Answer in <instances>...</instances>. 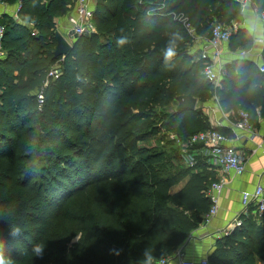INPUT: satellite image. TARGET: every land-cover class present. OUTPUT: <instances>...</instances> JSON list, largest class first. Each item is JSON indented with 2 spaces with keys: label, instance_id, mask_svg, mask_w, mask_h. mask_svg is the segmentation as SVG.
<instances>
[{
  "label": "trees",
  "instance_id": "16d2710c",
  "mask_svg": "<svg viewBox=\"0 0 264 264\" xmlns=\"http://www.w3.org/2000/svg\"><path fill=\"white\" fill-rule=\"evenodd\" d=\"M1 1L18 3L20 16L2 22L4 264H142L145 249L153 264L173 254L212 204L206 191L214 170L203 154H196L193 166L179 165L181 148L172 139L165 141L168 149L138 141L164 130L184 138L209 128L200 109H168L178 94L188 92L200 101L215 96L223 111L247 110L258 126L264 117V71L236 57L214 87L202 74L203 60L190 52L196 36L209 37L214 19L230 27L242 22L238 1L96 0L94 30L73 38L69 51L57 57L54 18L73 1ZM252 2L257 12L264 10V0ZM121 36L128 42L117 47ZM228 44L250 49L254 38L237 25ZM169 46L175 55L166 60ZM57 60L58 76L48 77ZM35 139L43 158L38 164ZM75 199L85 205L72 218L66 209ZM240 219L241 225L216 239L207 264L264 260V213L261 225L248 214ZM15 228L18 235L12 234ZM37 243L44 246L42 257L34 254ZM113 249L122 251L116 255Z\"/></svg>",
  "mask_w": 264,
  "mask_h": 264
},
{
  "label": "crops",
  "instance_id": "0c3cea01",
  "mask_svg": "<svg viewBox=\"0 0 264 264\" xmlns=\"http://www.w3.org/2000/svg\"><path fill=\"white\" fill-rule=\"evenodd\" d=\"M72 1L73 4L68 5V11L65 14L54 18L56 31L62 33L70 43L73 38L70 37L69 31L72 30L76 17L74 10L75 1ZM17 9L18 3L9 4L0 0V24L11 18L19 19L20 16L17 14ZM240 9L243 14V20L237 24L238 26H242L249 31V22L256 21L257 23V31H249L254 38V44L247 56L241 57L238 55L240 48L230 49L229 40L221 43L220 67L222 75L225 73L226 63L233 58H247L255 62L257 66L264 61L262 56L264 31H260V28L264 27V19L260 18V13L256 11L255 4L252 1H249L244 6L240 4ZM201 38L195 37L192 42L190 52L194 59H198L203 49L204 44ZM175 107L177 108V101L173 104V108ZM194 109L202 111L204 121L209 127H215L230 138L228 142L236 146L240 151L245 165L241 174H234L233 172L221 173L213 167L214 180L212 182L220 181L222 182V187L219 191L211 190L210 192L206 191V193L211 199L214 197L217 199V211L210 217L208 222L203 220L199 222L189 233L186 240L173 252V254L180 253L184 259L194 260L195 264H200L199 260L203 257L207 258V255L213 251L216 239L229 234L236 227H234V221L244 208L241 202L242 193L244 191L252 192L257 184H264V117L259 118L258 126H253L252 135H248L246 132L233 127L238 110L241 108L223 111L216 97L212 96L205 101H200L197 98ZM187 178L188 174L174 184L170 191L174 192L179 189ZM254 206L253 202L249 204L247 214L256 225H261V219L257 218L253 212ZM259 262L260 260L258 259L257 264ZM167 264H178L177 256L173 255Z\"/></svg>",
  "mask_w": 264,
  "mask_h": 264
},
{
  "label": "built area",
  "instance_id": "2783aa9c",
  "mask_svg": "<svg viewBox=\"0 0 264 264\" xmlns=\"http://www.w3.org/2000/svg\"><path fill=\"white\" fill-rule=\"evenodd\" d=\"M75 10V23L72 28L73 33L77 36L88 33L94 30L91 18L93 15V9L96 0H74ZM242 6L246 5L252 0H236ZM260 16L264 19V10L260 12ZM184 21V20H183ZM186 27L188 24L184 21ZM237 23L233 22L232 27L225 26L223 23L214 21L211 27L209 37H199L203 40V49L198 58L203 60L202 74L205 79L211 83L214 87L218 86L221 80V50L220 44L229 40L232 28H236ZM4 33V25L0 24V58L4 56V51L1 47V38ZM250 49H240L238 55L241 57L247 56ZM260 71H264V62L258 66ZM60 69L50 68L48 70V77H57ZM37 99L39 104L43 102L42 89L37 92ZM233 127L238 130L246 132L248 135H252L253 125L250 121L249 112L244 109L238 110L236 120L233 122ZM169 139H172L175 144L180 146V154L185 162L189 166H193L196 161V154H203L206 162L216 168L221 173L233 172L234 174H241L244 171L245 165L242 154L236 146L230 144L228 141L230 138L223 132L219 131L215 127H209L204 130L194 132L187 135L184 138L179 137L173 132H169ZM196 145H200L199 148H195ZM222 187V182H212L208 187L207 192L211 190L219 191ZM212 204L209 210L204 214L203 221L208 222L210 217L217 211V199L214 197L211 199ZM241 202L243 205L242 213L234 221V227L241 225L240 215L247 214V207L251 202L254 203L253 212L257 218H261L264 213V184H257L252 192H243L241 195ZM175 255L178 258V264H195L194 260L184 259L180 254H171L169 256L156 260L153 264H167L168 260ZM200 264H207V258L203 257L199 260ZM259 264H264V260Z\"/></svg>",
  "mask_w": 264,
  "mask_h": 264
},
{
  "label": "rangeland",
  "instance_id": "374dc122",
  "mask_svg": "<svg viewBox=\"0 0 264 264\" xmlns=\"http://www.w3.org/2000/svg\"><path fill=\"white\" fill-rule=\"evenodd\" d=\"M71 9V8H70ZM261 18V17H260ZM262 19V18H261ZM214 21H218V22H221L219 19H214ZM50 68H57L59 69V61L57 60L53 65H51ZM39 91V90H38ZM37 91V92H38ZM36 92V94H37ZM37 96V95H36ZM38 101V99H37ZM42 104V103H41ZM173 104H175V102H173V100H171V102L169 103L170 107H168V109H172L173 108ZM38 105L39 102H38ZM172 107V108H171ZM169 132L168 131H162L161 133H159L158 135L156 136H150V137H147V138H144L140 141H138V144H142V145H147V146H152L156 144L160 145L162 148L164 149H168L169 148V145L165 144V141L169 139ZM158 138V139H157ZM34 150H33V155H34V160L36 161V163H42L43 162V158H39L41 157L40 156V149L41 148H38L39 147V141L37 139L34 140ZM177 163L180 165L181 163L184 164L185 162L184 161H179L177 160ZM181 164V165H182ZM84 205H85V202H82L80 199L78 200H74L72 201V203H70L69 207H67L66 211L70 214V216L72 218L76 217L79 213L82 214V211H84ZM78 237L75 236L72 238V241L73 240H76Z\"/></svg>",
  "mask_w": 264,
  "mask_h": 264
},
{
  "label": "clouds",
  "instance_id": "9594fccd",
  "mask_svg": "<svg viewBox=\"0 0 264 264\" xmlns=\"http://www.w3.org/2000/svg\"><path fill=\"white\" fill-rule=\"evenodd\" d=\"M249 31L256 32L257 31V23L256 21L249 22ZM260 31H264V27L260 28ZM128 42L127 37L121 36L116 40L117 47H123ZM175 55V52L173 50V47L169 46L165 53V59L170 60ZM20 232L19 228H15L12 230L13 235H18ZM34 254L36 256L42 257L44 252V246L41 243H37L33 245ZM120 251L122 250H110V253L119 255ZM143 261L142 264H152L153 262V256L151 255L150 251L148 249H145L142 253ZM0 264H4L3 259L0 258Z\"/></svg>",
  "mask_w": 264,
  "mask_h": 264
},
{
  "label": "water",
  "instance_id": "95a60500",
  "mask_svg": "<svg viewBox=\"0 0 264 264\" xmlns=\"http://www.w3.org/2000/svg\"><path fill=\"white\" fill-rule=\"evenodd\" d=\"M69 33L71 38L77 37V35L73 33V30L69 31ZM55 38L56 43L53 50V55L55 57L59 55H65L71 48L72 44L59 31H55ZM175 99L177 101V109H194L197 101V98L190 92L178 94Z\"/></svg>",
  "mask_w": 264,
  "mask_h": 264
}]
</instances>
